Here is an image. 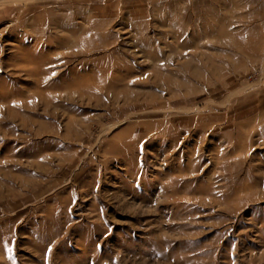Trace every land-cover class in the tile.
Segmentation results:
<instances>
[{
	"label": "rangeland",
	"instance_id": "1",
	"mask_svg": "<svg viewBox=\"0 0 264 264\" xmlns=\"http://www.w3.org/2000/svg\"><path fill=\"white\" fill-rule=\"evenodd\" d=\"M0 264H264V0H0Z\"/></svg>",
	"mask_w": 264,
	"mask_h": 264
}]
</instances>
